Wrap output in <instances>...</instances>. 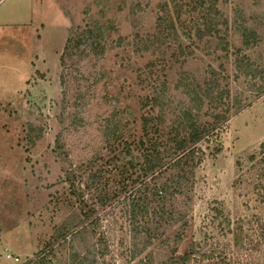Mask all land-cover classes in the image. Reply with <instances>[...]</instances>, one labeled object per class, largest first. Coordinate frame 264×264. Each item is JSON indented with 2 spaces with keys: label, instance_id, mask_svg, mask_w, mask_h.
Here are the masks:
<instances>
[{
  "label": "rangeland",
  "instance_id": "obj_1",
  "mask_svg": "<svg viewBox=\"0 0 264 264\" xmlns=\"http://www.w3.org/2000/svg\"><path fill=\"white\" fill-rule=\"evenodd\" d=\"M197 1L0 0V264H30L40 253L48 257L45 264H70L71 253L83 249L89 252L90 244L103 252L104 256L97 258L98 264L134 263L125 212L127 194L120 193L129 183L122 177L123 162H118L117 170L108 166L111 157L102 150L99 128L115 108L127 107L128 114L121 121L129 126L128 138L133 140L132 136L141 135L139 99L148 89L150 63L154 64L155 73L172 82V88L180 73L203 76L212 66L228 79L232 96L244 104L250 103L244 111L233 114L210 142L201 145L206 159L196 171L192 200L181 198L178 207H188L194 239L199 243L207 240L204 232L208 224L211 226V217L219 216L215 209L222 210L234 224L242 219L250 221L256 235H263L264 82L259 75L246 78L240 74L236 56H247L255 71L264 69V0H220V35L228 43L227 50L220 45L219 38L206 36L204 41L199 40L198 28L207 27L203 24L205 14L193 11ZM160 17L166 22L161 26ZM95 24L109 28L105 56L100 60L91 56L80 72L71 67L70 61L62 67L61 58L71 31L75 29L78 36L81 32L77 30ZM242 24L258 38L247 48L243 47L238 30ZM238 49L243 50L242 54ZM143 70L146 74L139 79ZM63 74L68 110L76 111L73 105L78 92L85 95L82 126L74 128L69 125L70 120L63 126L65 161L52 153L63 129ZM96 76L99 78L95 79ZM85 77H90L88 82L83 81ZM91 82V87H86ZM32 125L35 134H29ZM99 152L105 161L85 172ZM252 156L256 157L255 164L251 162ZM69 169L76 173L75 190H84L91 184L90 172L101 179L97 189L81 192L85 194L83 198L75 197L71 184L63 178L64 171ZM134 172L129 170L127 174ZM107 183L118 197L102 205L100 190ZM83 201L94 215L86 225L94 234L75 241L71 237L58 239L57 230L82 212ZM207 238L210 245L220 241L229 257L242 263L261 261L264 255V247L262 255L245 254L235 247L232 236ZM160 246L157 242L155 249L160 250ZM186 247L182 246L179 253ZM8 253L20 261L7 259ZM231 259L228 263L235 264ZM190 264L198 263L194 260Z\"/></svg>",
  "mask_w": 264,
  "mask_h": 264
},
{
  "label": "trees",
  "instance_id": "obj_2",
  "mask_svg": "<svg viewBox=\"0 0 264 264\" xmlns=\"http://www.w3.org/2000/svg\"><path fill=\"white\" fill-rule=\"evenodd\" d=\"M219 2L220 0H198L199 5L196 4V9L193 11L199 10L205 14L203 24L207 29L198 28L199 40L204 41L206 36L219 38L220 45L225 46L223 48L227 50L228 43L225 37L220 35L222 33L219 27L222 23V13L218 9ZM164 20L162 17L158 18L160 26L166 23ZM223 24H227V22L224 21ZM95 25L85 30H77V32H81L78 36H76L75 29L71 31L65 55L61 58L62 67L66 65L65 61H70L71 67L80 72L85 61L91 56H94L96 60L105 56L108 51L106 36L109 28L103 29L99 24ZM174 28L172 29L174 30ZM238 30L242 34L243 47H250L253 39L258 40L257 34L248 29L245 24L240 25ZM172 40L174 41L176 38L173 36ZM210 41L212 40L208 42ZM145 51H149V48H146ZM242 51V49L237 50L239 54H242ZM236 67L237 71L246 78L259 75L264 82V69L255 71L254 65L247 56H236ZM154 68L153 63L147 67L149 70L148 89L145 90L146 95L139 99L141 135L139 137L132 136L133 140L128 138L129 126L121 121V117L128 114L127 107L123 110L115 108L109 117L102 120L99 128L103 141L102 150H105L111 157V160L107 162L108 166H115L114 168L117 170L120 167L117 165L118 162H123L125 169H123L122 177L130 186H124L120 193L127 194L125 212L133 240L131 261L134 262L133 264H190L195 260L198 264H229L228 261L232 256L229 257L227 248L222 247L220 241L215 245H210L207 242L208 236L218 239L219 237L228 239L229 236H232L235 247L243 250L245 254L260 253L262 255L264 227L261 228L263 235L257 236L255 227L250 221L242 219L234 224L222 210L215 209L219 216L211 217V222H217L213 225L211 223V226L207 225L204 232L207 240L199 243L194 239V224L190 218L188 207L185 210L178 207V201L181 198L192 200L196 184V171L206 159V153L201 145L210 142L216 134L225 128L233 114L237 115L244 111L251 106L250 103L244 104L237 96H232L228 79L214 70L212 66H208L203 76L191 72L180 73L173 88L172 82L167 78L162 79L153 71ZM144 73V70L141 71L138 78L142 79L146 74ZM97 78L99 76L95 77V79ZM89 79L90 77H85L83 81L88 82ZM61 81L65 96L60 115L63 129L57 137L52 153L58 156L59 160L65 161L67 154L65 153L63 134L66 127L63 126L68 125V120L71 121L69 125L74 128L82 126L81 114L85 109L83 106L85 95L77 93L73 105L76 111L71 112L68 110L69 104L65 105L67 93L64 74ZM91 84L92 82L86 87H91ZM82 87L84 86L82 85ZM255 87L254 85L251 88ZM259 90L258 96H261L260 92L263 88ZM176 94L182 98L179 99ZM35 132L32 125L29 134H35ZM101 152L94 155L85 172L91 170L99 161H105ZM251 162L255 164V156L251 157ZM129 170L135 172L128 175ZM64 172V182L71 184L72 194L79 199L85 195L81 192L85 190L92 192L94 188L97 189L96 186L101 180L97 173L90 172L91 184H87L84 190H75L77 187L75 170L69 169ZM135 175H137L136 178H134ZM100 192H103L100 197L102 205L118 197L117 193L111 192L108 183ZM82 203L85 207L81 209L82 212L73 215L59 227L57 230L58 239L71 237L75 241L80 236L87 238L90 234H94L93 231L89 232L86 226L94 215L91 210L87 209L86 202ZM257 223L260 224L259 221ZM209 229H211L210 232ZM157 242L162 244L161 251L155 249ZM185 244L187 245L186 249L179 253ZM90 245L89 252L86 249L74 251L73 248L70 264H98L97 258L99 255L104 256L103 252H98L95 245ZM90 256H92L91 259ZM47 261L48 257L45 253H40L37 260L30 264H45ZM231 261L235 264H264V255L258 262L242 263L234 258Z\"/></svg>",
  "mask_w": 264,
  "mask_h": 264
},
{
  "label": "built area",
  "instance_id": "obj_3",
  "mask_svg": "<svg viewBox=\"0 0 264 264\" xmlns=\"http://www.w3.org/2000/svg\"><path fill=\"white\" fill-rule=\"evenodd\" d=\"M7 259H9V260H13V261H15V262H19V261H20V259H19L18 257H15V256H13V255L10 254V253L7 254Z\"/></svg>",
  "mask_w": 264,
  "mask_h": 264
}]
</instances>
